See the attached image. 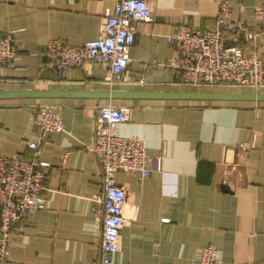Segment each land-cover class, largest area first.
Here are the masks:
<instances>
[{
  "label": "crops",
  "instance_id": "0c3cea01",
  "mask_svg": "<svg viewBox=\"0 0 264 264\" xmlns=\"http://www.w3.org/2000/svg\"><path fill=\"white\" fill-rule=\"evenodd\" d=\"M152 17L136 24L130 65L119 81L108 67L88 63L61 72L42 52L53 39L72 45L102 36L113 0H0V35L20 50L16 67L0 64V90L202 91L182 84L169 66V37L178 26L213 29L222 0H147ZM241 30L237 43L264 39L255 17L262 0H232ZM235 88L217 89L232 91ZM264 91V89H263ZM128 110L123 136L144 140L162 169L141 177L119 171L127 191L116 263L194 264L213 245L220 264H264V101L90 97L0 100V156L47 162L45 207L12 232L0 264H101L104 175L94 153L98 106ZM40 105L59 113L65 130L41 134ZM42 140L39 149L31 143Z\"/></svg>",
  "mask_w": 264,
  "mask_h": 264
},
{
  "label": "built area",
  "instance_id": "2783aa9c",
  "mask_svg": "<svg viewBox=\"0 0 264 264\" xmlns=\"http://www.w3.org/2000/svg\"><path fill=\"white\" fill-rule=\"evenodd\" d=\"M112 13L106 18L100 38L72 45L60 38L48 42L42 54L61 72L73 67L100 63L108 67V81H119L130 65L129 50L136 40V24L152 17L147 0H113ZM260 31L249 38L264 39V0L256 9ZM242 24L233 18V1L219 4L217 24L213 29H197L189 24L178 26L169 37L174 48L169 66L182 71V84L194 88L238 87L264 88V58L257 47L244 48L237 43ZM20 50L12 34L0 35V64L16 67ZM92 149L104 175L103 242L101 264L116 263L120 237L125 225L124 204L126 189L115 175L119 171L147 177L162 169V158L151 156L144 140L123 136L119 127L128 117L124 107L103 104L98 106ZM35 125L41 134L65 130L59 113L40 105ZM39 140L30 147L39 149ZM47 162L29 160L24 156H0V262L9 258L12 232L22 231L23 221L36 210L45 207L43 196ZM218 249L207 245L194 264H220Z\"/></svg>",
  "mask_w": 264,
  "mask_h": 264
},
{
  "label": "water",
  "instance_id": "95a60500",
  "mask_svg": "<svg viewBox=\"0 0 264 264\" xmlns=\"http://www.w3.org/2000/svg\"><path fill=\"white\" fill-rule=\"evenodd\" d=\"M57 97H90L95 99L126 98H167L194 100H241L264 101V92H225V91H180V92H145V91H65L17 89L0 90V100L13 98H57Z\"/></svg>",
  "mask_w": 264,
  "mask_h": 264
},
{
  "label": "rangeland",
  "instance_id": "374dc122",
  "mask_svg": "<svg viewBox=\"0 0 264 264\" xmlns=\"http://www.w3.org/2000/svg\"><path fill=\"white\" fill-rule=\"evenodd\" d=\"M193 88V87H192ZM222 87H214V88H205V87H203V88H198V89H200V90H202V91H218L217 89H221ZM233 88H235L234 90H232V91H240V92H247V91H253V92H264L263 91V89L264 88H261L260 90H249V89H241V88H238V87H233Z\"/></svg>",
  "mask_w": 264,
  "mask_h": 264
}]
</instances>
